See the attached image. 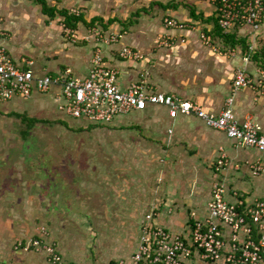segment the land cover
I'll use <instances>...</instances> for the list:
<instances>
[{"label": "crops", "instance_id": "0c3cea01", "mask_svg": "<svg viewBox=\"0 0 264 264\" xmlns=\"http://www.w3.org/2000/svg\"><path fill=\"white\" fill-rule=\"evenodd\" d=\"M47 3L56 9V16L53 18L44 13L42 6L36 0H0V43L8 47L16 61L20 62L23 58L33 60L32 67L38 74L57 75L66 68H71L74 76L87 77L92 68L96 42L94 37L90 40H86V37L89 36L90 31L105 36L113 33L120 35L119 43L101 46L107 64L118 69V83L123 89L145 80L156 92H166L182 99L198 102L207 110L217 113L224 108L228 96L231 95L234 72L237 68H246L256 81L260 79L259 70H264L253 56L250 61L246 60V57L252 53L250 51L252 38L256 37L255 47L258 45L262 48L255 53L263 51L264 31L254 34L250 28L241 27L228 32L236 34L238 40L246 42L249 47L248 53L244 52L242 45L225 46L220 38L213 35L214 22L207 21L215 17L216 7L211 0H47ZM109 4L115 7V10L109 7ZM73 7L80 9L79 14L75 15L82 16V20L74 27L81 35L75 42L63 35L62 23L65 20L60 12L72 11ZM120 11L130 19L136 13L138 16L133 20H128L126 17L123 19L119 15ZM193 11L204 16L203 20L206 21L203 22L205 24L202 30L211 34L213 47L202 43L198 25L200 22L193 17ZM166 17L193 23L198 30L168 29L165 23L163 24ZM165 34H171L174 42L169 46L158 47L156 40ZM125 45L139 49L144 57L140 60L124 59L121 51ZM216 49H221L223 52H216ZM229 49L234 53L226 54ZM252 62H255V68L252 67ZM38 94L46 96L44 102H48L49 106H53L51 102L53 100L62 111L61 100L53 92ZM234 111L241 121L251 117L261 126L264 133V89L260 91L258 87H246L239 90L235 94ZM86 122L92 123L87 119ZM113 122L122 129H135L140 132L142 129H147L150 137H145L144 134L141 138L134 136L129 140L130 144L133 143L139 147L142 145L162 147V150L156 153V156L160 155L154 156L157 162L162 163L159 179L161 184L156 189V195L151 193V188L143 193L140 192L139 196L144 195V201L139 197L137 200L136 197L133 199L126 214L128 220L122 225L133 222L140 227L141 232L145 215L155 207L158 212L156 223L191 241L193 222L191 213L196 212L200 218L207 216L214 183L224 184L227 189V199L230 202H235L237 198L248 200L250 203H254L256 199H264L263 196H252L255 193L253 186L251 194L245 192L251 189L246 179L235 181V179L244 178L243 175H239L241 172L247 174L248 179L252 176L256 177L257 193H262L264 172L254 175L252 166L256 163L264 166V152L255 147L239 144L224 131L208 127L197 116L179 114L172 118L168 107L150 105L143 111L119 116ZM153 150L158 151V149ZM222 158L226 162L219 165ZM145 160L148 159L145 157ZM19 161L17 159L8 163L6 160L7 163L4 164L5 160H0L2 174L0 175L7 180L0 187V194L3 195L0 198V206L6 210L9 218L14 217L13 220L0 223V233L4 234L2 240L5 241L13 238H22L25 241L38 235L31 230V223L24 218L20 208V203L23 207V202H20L23 199L22 194L37 195L34 190L40 194V189H44L50 195L54 192V189L46 190L45 188L47 184L55 183L53 178L52 180L49 178V181L33 180L31 190L27 188L30 187L26 186L27 183L18 184L13 180L12 178L21 177L24 174L22 170L20 174L16 173L13 168ZM131 167L134 172H139L137 165ZM147 168L150 169L147 176L152 177V167L144 165L143 169L147 171ZM36 174L38 176L35 177L42 176V173L38 171ZM150 184L151 182L147 185L150 187ZM138 207H142L139 215L136 213ZM134 210L135 213L131 218V212ZM61 216L63 214L52 217L48 231H50L49 239L55 243L62 256L65 251H70V245H72L70 241L74 239L70 237V234L63 232L66 217L62 219ZM138 239L133 252L137 248ZM76 246L79 245L76 244ZM15 250L12 247L10 264H42L47 257L45 252L35 249ZM129 257L122 255L115 260H128ZM186 264L224 263L205 261L201 258L200 252L195 249Z\"/></svg>", "mask_w": 264, "mask_h": 264}, {"label": "built area", "instance_id": "2783aa9c", "mask_svg": "<svg viewBox=\"0 0 264 264\" xmlns=\"http://www.w3.org/2000/svg\"><path fill=\"white\" fill-rule=\"evenodd\" d=\"M215 5V18L224 33L241 27L250 28L252 33L264 31V0H211ZM72 12L79 14L78 10ZM165 26L177 31L198 30L195 24L179 21L174 17L166 18ZM66 38L77 41L81 35L67 23H62ZM202 43L213 47L211 34L200 29ZM95 38L96 50L92 68L85 78L76 77L71 68L57 75L38 74L34 71L33 60L23 58L16 61L8 47L0 43V104L15 97H31L34 93L53 92L61 100L60 109L75 119H87L92 123L109 124L119 116L134 111H143L150 105H163L169 108L172 118L179 114L197 116L208 127L224 131L241 145L255 147L264 152V133L261 126L251 117L241 121L235 111V94L246 87L264 89V70L260 69V79L256 81L246 68L239 67L234 72L231 95L220 112H211L200 103L182 99L174 94L156 92L142 80L123 89L118 83V69L104 59L102 44L116 45L120 35L108 36L90 31L86 40ZM252 38L246 60L250 61L255 53ZM173 36L165 34L156 40L158 47L169 46ZM216 52L222 53L221 49ZM227 53L233 54L229 49ZM121 56L124 59L140 60L144 57L135 47L125 45ZM226 162L224 158L219 165ZM254 175L264 172V166L256 163L252 166ZM158 212L152 208L145 215L141 226V238L136 251L128 260L120 259L115 264H186L195 249L205 261L224 264H264V199L254 203L242 198L235 202L227 199L224 184L216 182L212 188L208 213L204 218L191 213V241L172 233L156 223ZM39 228L37 236L16 243V249H35L43 251L50 262H62L58 247L49 239V231ZM0 264H10L0 260Z\"/></svg>", "mask_w": 264, "mask_h": 264}, {"label": "rangeland", "instance_id": "374dc122", "mask_svg": "<svg viewBox=\"0 0 264 264\" xmlns=\"http://www.w3.org/2000/svg\"><path fill=\"white\" fill-rule=\"evenodd\" d=\"M109 7L115 10L110 4ZM73 9L80 11L79 8ZM121 13L120 11L119 15L125 19L126 16ZM137 16L138 13L131 19L129 16L126 19L133 20ZM198 21L200 29H204L203 22L206 20ZM260 47L257 45L252 51ZM252 67H256L255 62H252ZM45 99V95L34 93L32 97L15 98L0 104V160H5V164L19 159V163L14 164L13 168L18 174L20 170L24 173L21 177L12 179L18 184L27 183L29 190L32 189L33 180H55L54 184H47L45 187L46 190L54 189L52 195L44 189L39 190L41 195L34 189L37 195L32 192L30 193L34 195L31 196L28 193L22 194L20 202H23V207L20 203V208L24 218L30 221L31 230L40 234L39 228L45 226L47 230L50 229L49 221L53 216L63 214L62 219L66 217L63 232L76 240L70 241L72 245L69 252H61L63 261L58 264H111L122 255L129 257L139 238L140 227L133 222L128 225L122 223L128 220L126 214L133 199L136 197L137 200L139 197L144 201V195L139 196L140 192L151 188V193L156 195V189L161 184L159 179L162 163L157 162L154 156L162 147L130 144L129 140L134 136L141 138L144 134L145 137H150L147 129L140 132L119 128L114 122L100 124L75 119L60 111L53 100V106H49L48 102H44ZM24 118L38 121H34L31 126ZM134 165H137L139 172H134L131 167ZM144 165L152 167V177L147 176L150 169L144 170ZM37 171L42 173L41 177H35L38 176ZM1 175L0 187L7 182ZM239 175L244 178L235 181L246 179L251 187L246 193L251 194L253 186L255 193L252 196L264 197V189L261 190L262 193H257L256 177L248 179L247 174L242 172ZM149 182L150 187L147 185ZM1 196L3 195L0 194V198ZM138 208L137 215L142 207ZM134 213L135 210L131 212V218ZM13 218H9L6 210L0 206V223ZM3 238L4 234L0 233V260L10 263L12 247L15 250L16 243L22 238L9 241L2 240ZM46 259L41 263L55 264Z\"/></svg>", "mask_w": 264, "mask_h": 264}, {"label": "trees", "instance_id": "16d2710c", "mask_svg": "<svg viewBox=\"0 0 264 264\" xmlns=\"http://www.w3.org/2000/svg\"><path fill=\"white\" fill-rule=\"evenodd\" d=\"M36 1L42 6V9H43L44 13H46L48 16H50L52 18L54 16H56V11H55L56 9L54 7H50L48 5V3H47V0H36ZM60 12L64 15V20H65L64 22L67 23L72 28H74L77 25V23L80 20H82V16L75 15V13H73L72 11L63 10V11H60ZM192 15L196 19H201V18L203 19L204 18L203 15L196 14L194 11L192 12ZM166 18H170V17H166ZM166 18H165V20H166ZM207 21L214 22L215 28H214V31H213V35H215L216 38H220L221 42L225 46L229 47V46L242 45L244 52L248 53V48L249 47L246 45V42L244 40H238L236 34H232V33L224 34L223 30L218 25L217 19L215 17L214 18H209V19H207ZM190 24H193V23H190ZM252 56L258 62V64L262 68H264V52L262 51L260 53H255ZM24 119L27 120L26 118H24ZM27 121L32 126L33 122L34 121H38V120L31 118V119H28ZM140 238H141V232L139 234L137 247L139 246ZM112 264H115V263H112Z\"/></svg>", "mask_w": 264, "mask_h": 264}]
</instances>
